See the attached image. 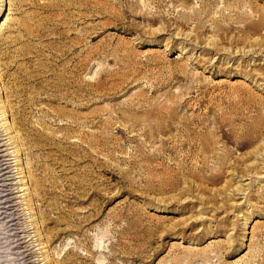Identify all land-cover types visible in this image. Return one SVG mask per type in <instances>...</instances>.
<instances>
[{
	"label": "rangeland",
	"instance_id": "rangeland-1",
	"mask_svg": "<svg viewBox=\"0 0 264 264\" xmlns=\"http://www.w3.org/2000/svg\"><path fill=\"white\" fill-rule=\"evenodd\" d=\"M7 1L0 264H264V0Z\"/></svg>",
	"mask_w": 264,
	"mask_h": 264
},
{
	"label": "bare ground",
	"instance_id": "bare-ground-1",
	"mask_svg": "<svg viewBox=\"0 0 264 264\" xmlns=\"http://www.w3.org/2000/svg\"><path fill=\"white\" fill-rule=\"evenodd\" d=\"M5 0H0V15L2 14V11H3V6H4V4L5 3H3ZM7 2H9V0L7 1ZM242 18V17H241ZM259 18V17H258ZM262 18V17H261ZM245 19H247V18H245ZM260 23V25H262L263 24V22H262V20H261V22H259ZM259 23H252L250 26H246V27H244V29L242 30V31H244L245 33L246 32H248V31H250V32H255L256 31V29H257V27H258V25H259ZM231 27V26H230ZM220 28V30H224V31H226V30H229L230 28L228 27H219ZM249 32V33H250ZM258 46H260V44H258ZM249 52V51H248ZM1 86V85H0ZM1 100V99H0ZM5 112H6V108H5V104H4V102L3 103H0V117L2 118L1 120L3 121L4 120V123H2V124H0V136L2 135V136H5L4 137V139L3 140H5L6 142L5 143H3V144H1V145H7L6 146V148L4 149V150H1V151H5L4 153H1V151H0V183H2V182H6V180L7 179H10V178H8L7 176H9L10 175V172H12V170H16V172H15V174H21L22 173V170H21V168L19 167V162H20V159H19V157H18V152H19V146H18V144L13 140V137L12 136H10V134L11 133H9V131L11 130V128H9L8 126H6L7 125V121H5V119H6V116H5ZM13 132V131H12ZM1 140V139H0ZM8 143V144H7ZM0 145V146H1ZM8 146L10 147V148H8ZM9 155H11V157H9ZM22 175V174H21ZM11 176V175H10ZM15 176L14 175H12V178H14ZM11 178V179H12ZM17 184H19L21 187H19V188H17L18 189V191H22V192H24V195L25 196H28V193H27V187L25 186V183L22 181V179H20L18 182H17ZM10 185H12V183L10 184ZM2 188H4L5 190H2V189H0V194L1 193H3V192H5L6 191V189H7V191L9 192L10 191V194H12L13 193V189H11L12 187H10L9 185H6V184H3V185H0ZM8 187L10 188V189H8ZM4 197H6L7 198V196L8 195H3ZM0 197V200L1 199H3L4 197ZM15 198V197H14ZM3 202V201H2ZM8 202H13L11 199H7V200H5L4 201V203L3 204H8ZM5 206H7V205H5ZM5 207H3L2 209H4ZM13 208V205H8V207L5 209V211L4 212H2L1 214H0V217L1 216H6V217H4L3 218V220L4 219H6V218H8V217H12V220L11 221H9V223H7V224H10L11 222H14L15 220H16V222H17V220L18 219H22V218H17L16 217V219H14L13 217H14V213H10L9 212V210H11ZM7 212H9L10 214L9 215H7L8 213ZM17 212V211H16ZM17 215V214H16ZM30 218H31V216H30ZM7 224L5 225L6 226V228L8 227L9 229L11 228V227H13V226H20V224L19 223H16V224H14V225H11V226H7ZM25 224L23 223V224H21V226H24ZM31 225V224H30ZM33 225V224H32ZM16 229V228H15ZM27 229V228H26ZM32 229L34 230V231H32L33 233H37V230L35 229V226H32ZM23 232H25V234L28 236L29 234H30V232L29 231H23ZM19 234H14L13 235V237L14 238H16V237H19L18 236ZM36 235V234H35ZM18 240L19 239H17V241L16 242H18ZM34 241H37V240H33V238H31L30 239V242H25L26 244L27 243H29V246L30 245H32V244H34L33 242ZM19 243V242H18ZM25 244V245H26ZM39 244H42L41 242L40 243H38V244H36V245H39ZM20 245H22L21 243H20ZM19 244H18V247L20 246ZM36 245H34L33 246V248L36 246ZM41 246V248L39 249V250H41L42 248H43V245H40ZM18 247H16V248H18ZM25 248V247H24ZM29 248V247H28ZM33 248H31V249H33ZM25 251V250H24ZM27 253V252H26ZM29 253V252H28ZM27 253V254H28ZM23 254H25L24 252H22V253H20V255L22 256ZM35 254V252H33V253H29L24 259L26 260V258L28 257V256H30V258H33V257H35L36 255H34ZM43 254H44V252H42V251H40L39 252V254L37 255L38 257L39 256H41L42 258L39 260V262H37V264H48V262H47V257L46 256H44L43 257ZM22 257H24V256H22ZM29 259V258H28ZM32 263H36V262H32Z\"/></svg>",
	"mask_w": 264,
	"mask_h": 264
}]
</instances>
